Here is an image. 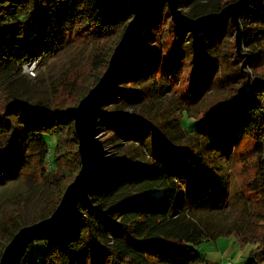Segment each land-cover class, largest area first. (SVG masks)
I'll use <instances>...</instances> for the list:
<instances>
[{
	"label": "trees",
	"instance_id": "1",
	"mask_svg": "<svg viewBox=\"0 0 264 264\" xmlns=\"http://www.w3.org/2000/svg\"><path fill=\"white\" fill-rule=\"evenodd\" d=\"M235 1L180 0V8L199 18ZM131 19L104 14L95 0H0V185L32 173L37 178L35 197L43 204L42 213L27 223L23 216L31 200L19 201L6 223H0V258L21 228L53 213L78 174L74 123L56 113L76 106L98 82ZM32 24L39 29L26 39L24 30ZM240 26L248 53H242V62L236 52L229 60L231 75L221 81V58L228 59L220 55V43L227 33H235L230 22L207 27L195 37L174 25L166 6L152 16L130 67L103 106L108 116L97 125L109 155L106 174L89 203L79 205L51 242H34L41 254L29 255V247L20 264H200L203 243L231 235L243 246L254 245L244 264H264V239L242 235L227 222L222 205L216 212L177 205L183 175L196 176L206 165L199 130L256 141L261 165L257 191L264 200V73L259 72L264 68V0L251 1ZM81 38L96 46L88 64L91 81L86 83V71L72 66L58 78L53 96L31 95L23 67L51 58ZM189 66L193 78L206 85L197 102L228 87L233 90L198 117L174 90ZM19 85L26 89L19 90ZM186 117L196 128L184 129ZM47 136L55 139L53 147ZM175 155L188 165L186 171L177 170Z\"/></svg>",
	"mask_w": 264,
	"mask_h": 264
},
{
	"label": "rangeland",
	"instance_id": "2",
	"mask_svg": "<svg viewBox=\"0 0 264 264\" xmlns=\"http://www.w3.org/2000/svg\"><path fill=\"white\" fill-rule=\"evenodd\" d=\"M38 29L37 24L26 27L24 37L29 39ZM114 41L105 45L104 51L108 50ZM221 43L220 55L228 59L227 61L221 58L222 69L219 76H222V81L231 75L233 68L231 62L237 57L234 30L227 33L222 38ZM242 47V53L247 54L248 49L245 46ZM95 50L96 46L92 42L81 38L73 40L70 45L51 58H40L35 68V76L27 75L22 71V75L28 83L30 94L39 97L53 96L58 78L72 66L86 71L85 81L86 83L90 82L92 77L88 73V64ZM239 60L243 62L242 59ZM156 70L158 75L162 73L160 63H158ZM193 71L194 68L189 66L186 74L180 78L174 90L185 101L186 104H184L191 107L192 115L198 114V117L212 105L219 104L218 102H221L223 97L232 93L233 90L228 87L221 92L222 94H212L203 101L197 102L198 94L206 85L199 79L193 78ZM259 72L264 73V68ZM35 79H43L45 83L38 85L35 83ZM25 89L24 85H19V90ZM2 101H4V95L0 92V110L3 109ZM193 123L195 121L187 117L182 121L184 129L187 131L196 128ZM196 137L199 140L200 138L204 140L206 165L198 170L196 176L189 173L183 175V183L181 184L183 196L177 204L178 208L187 210L198 207V211L206 209L216 212V208L222 205L225 210L221 213L227 218V222L236 225L235 227L241 231L242 235L249 239H264V200L257 191V189H261L259 185L261 165L258 159L256 141L250 137L225 139L218 133L206 134L200 130ZM46 140L52 147L56 143L55 139L49 136L46 137ZM179 158L178 155H175V166L179 172H184L188 165L181 162ZM36 185L37 178L32 173L6 180L0 185V223H6L4 221L7 215L13 212L19 201L25 199L31 200V203L23 216V221L31 222L42 213L43 204L39 203L35 197ZM38 244L34 243L30 246L29 255L39 254ZM253 249L254 245L252 244L241 245L236 235L223 236L216 242L208 241L199 247L203 259L200 264H244Z\"/></svg>",
	"mask_w": 264,
	"mask_h": 264
},
{
	"label": "water",
	"instance_id": "3",
	"mask_svg": "<svg viewBox=\"0 0 264 264\" xmlns=\"http://www.w3.org/2000/svg\"><path fill=\"white\" fill-rule=\"evenodd\" d=\"M99 9L108 16L129 15L126 26L114 48L108 66L98 82L76 106L57 112L74 123L78 139L81 168L66 187L56 209L46 219L21 228L5 247L0 264H20L31 244L37 241L51 242L74 216L79 205L90 201V194L106 174L110 162L97 130L98 122L108 116L104 104L116 89L119 80L130 67L138 52L144 32L152 16L167 7L174 25L187 29L195 37L207 27L230 22L235 29L236 52L242 54L243 31L240 16L252 0H237L223 7L218 13L190 18L180 8V0H95Z\"/></svg>",
	"mask_w": 264,
	"mask_h": 264
},
{
	"label": "built area",
	"instance_id": "4",
	"mask_svg": "<svg viewBox=\"0 0 264 264\" xmlns=\"http://www.w3.org/2000/svg\"><path fill=\"white\" fill-rule=\"evenodd\" d=\"M39 63V60H34V61H31L30 63L26 64L24 67H23V72L25 74H29L30 76H35L36 75V65ZM228 264H232V263H228Z\"/></svg>",
	"mask_w": 264,
	"mask_h": 264
}]
</instances>
